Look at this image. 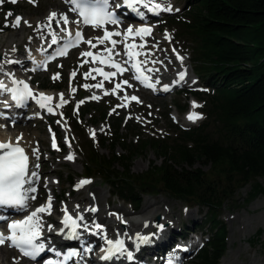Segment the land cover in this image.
<instances>
[{"label":"trees","instance_id":"1","mask_svg":"<svg viewBox=\"0 0 264 264\" xmlns=\"http://www.w3.org/2000/svg\"><path fill=\"white\" fill-rule=\"evenodd\" d=\"M186 5L189 10L170 23L192 47L194 72L214 90L197 94L204 121L189 131L168 121L173 135L120 147L126 155L115 156L122 124L117 120L112 138L100 141L109 156L88 148L82 168L84 175L102 180L112 198L134 209L147 194L192 204L201 224L186 223L181 232L188 226L207 229L192 264H219L227 240L220 211L246 186L249 198L264 195V0H187ZM92 109L86 105L81 117ZM105 118L104 112L100 119ZM149 149L159 164L149 162L145 172L134 174V161Z\"/></svg>","mask_w":264,"mask_h":264},{"label":"rangeland","instance_id":"2","mask_svg":"<svg viewBox=\"0 0 264 264\" xmlns=\"http://www.w3.org/2000/svg\"><path fill=\"white\" fill-rule=\"evenodd\" d=\"M9 1L2 0V2H0V35L10 37L17 33L22 39L20 41L12 42L9 45L6 41L0 44V67H3V64L9 63L8 59L4 57L3 52L11 51V55L16 56L17 54L19 55L17 57H22L20 60H23L24 58L22 55L24 53L28 54L27 52L29 50H33L37 47L39 42L37 40L38 33L45 28V26L49 25L47 19L48 16L46 17V15L48 9L51 8V5L58 4V9L60 11L66 12L68 10V8H65L58 0H35L34 3H30L29 0H18L17 3ZM186 1L187 0H163V3L168 5L175 4L174 7H172V13L174 14L177 12L176 9H178L179 13L181 10L184 12L189 10ZM8 3H11L9 4V10L3 9L1 11V7ZM8 13H11L12 15L7 16L6 21L5 17ZM17 16L27 18L39 17L42 21L41 23L32 25V27L26 26L22 31H20V27H5L6 22L11 25ZM57 17H59V14H57ZM57 19L59 20V18ZM167 19V16L161 15L158 20L153 22L156 26V32L147 42V48L150 49L154 55L153 45L157 46L158 53L157 55H154L155 59L164 60L166 58L168 60L167 69L170 71H168V77L162 79V82L169 81V78H174L175 71L180 68L178 63L174 61L173 54H179L184 57L185 69L190 74L188 82L184 83L182 88L175 89L173 93H170L167 96L149 95L124 77L108 82H102L98 78L94 80L85 79V74L88 73L90 67L84 65V62L80 59L81 52H74L66 60L56 62L50 68L48 73H35L28 75L32 82L33 91L44 95L55 94V96L62 93L65 96L64 99L67 101V103L57 111V114L54 117L48 116L44 121H38L35 119L31 123H19L15 128H8V130H3L4 126L0 124V131L8 134H12L14 131L26 132L28 137H30V141L33 140V132L38 133L36 141L32 144L34 146L38 145V147L43 150L42 156L45 164L42 162L41 166L43 165L42 171H46V173H42V175H48L43 178L51 179L55 185L54 187H56L54 189L57 198L55 202V211L45 220L48 227L52 225L54 219L58 218V215L60 214L59 209L63 205H66L69 209L73 210L77 208L81 209L83 207L81 199L84 196H87L88 193H94V190H99L106 197L103 199L100 206L97 207L98 209L102 208L104 210H111L115 207H120L131 214H135L129 205L124 204L117 198H111L109 188L102 180L94 177L89 179L83 173L82 164L84 162L85 150L87 148L97 151L99 155L109 156V153L100 148L99 144L105 137L110 139V134L114 128L115 121L120 119L124 121L118 136L119 147L115 150V156H122L126 154L120 147L124 146L131 148L138 145L141 141H147L151 138L161 139L173 135L171 131V128L173 127L168 124V115L170 118L169 121L172 125L178 127L180 130L193 128L204 120V110H202L201 107L192 109L190 106L191 101H194L198 105L201 104L194 96H188V93L194 92L196 88H192V91H189L190 89H188L187 86L196 79H200V83L205 85V80L193 70V64L191 61L192 56H190L192 54V47L185 38H180L178 41L174 39V29L168 26ZM170 24L176 27L174 24ZM166 34L170 39L161 40V37ZM85 35H88L86 39H89L90 37L92 38L100 35V33L87 30ZM46 42L47 40L44 41V43ZM84 48H87V46L84 45ZM158 64H162V61H158ZM28 69L30 68L26 67V70ZM71 73H75L74 81L68 80V75ZM54 77L57 78L54 79ZM124 81H127L128 92L124 89L113 92L112 88L114 85ZM99 82H102V85L106 90L101 91L99 93L101 96H98L94 101L92 96L95 90V84ZM44 87H48L49 89H44ZM55 89H58V91ZM105 93H108V95H105ZM124 94L137 95V101L126 105L123 104L122 97ZM55 98L51 102L52 107L58 99L57 97ZM85 104L91 105L93 110L86 116L81 117L80 109L83 108ZM191 111L198 115H202L203 119L184 124L186 123L187 114ZM104 112L108 115L107 121H105L107 117L105 119H100V115ZM66 116L70 117L69 122L67 121ZM72 118L76 119L75 126L77 129H72L70 126ZM61 127H63L64 132L60 131ZM48 128L57 133L63 145V152L59 155L48 154ZM93 132H96L95 138H93ZM90 139L91 141H89ZM72 147L75 148L76 153L73 154L74 159L69 160L67 159L69 156L68 152ZM152 161L159 164L154 153L149 149L142 154L141 158L134 161L132 172L134 174L145 172L148 169L149 162ZM36 164L38 163L36 162L35 165ZM196 168H201L203 172L208 171L207 167H202L200 165H197ZM53 169L58 172L59 177L55 172H52ZM210 177L214 178V175H211ZM71 179L73 185L70 184ZM81 179H88L91 181L88 189L92 192H87V190L84 189L80 193H77V184ZM59 181L60 188L57 186ZM260 184L264 187V180H260ZM45 191L40 189V195L42 197L37 205H43V200L46 195ZM249 191L250 186H246L236 192L231 201H228L220 211V221L223 222L227 228V240L226 252L221 258L219 264H251V260L254 258H256L260 264H264V195L258 194L253 198H249ZM157 202L161 206V209L171 208L175 213V217L170 220L168 219L173 223V226L166 232L167 240L169 238L168 235L170 236L171 232L181 231L186 223L195 222L201 224V214L192 204L179 202L162 194L142 195L140 205L137 209L138 211L142 210L145 204H156ZM257 205H261V207L254 209L253 206L256 207ZM114 214L117 215V213ZM158 217L159 216H156L154 218L152 228L146 229L151 232L150 234L157 232V225L160 223V220L157 221ZM239 217L240 220L242 219L241 221H243V219H249L252 223L248 228L241 230L240 228H243L244 225L242 222L239 223V220L237 219ZM86 219L91 226L95 219L98 221L97 224H102L99 218L91 215L86 216ZM188 227L192 228V226ZM198 231L202 232L195 236L196 240H200L199 247L193 253L184 258L185 264H192L195 256L198 254L206 240L205 235L207 229L202 228ZM258 232L260 233L258 234ZM117 233H119V227L113 224L112 228L109 229L108 234L114 236ZM173 242L176 243L174 239L170 238L169 246H172ZM157 247L158 244L155 245L153 250ZM12 259H15V256L8 251V263H11ZM19 264L27 263L19 262Z\"/></svg>","mask_w":264,"mask_h":264},{"label":"snow or ice","instance_id":"3","mask_svg":"<svg viewBox=\"0 0 264 264\" xmlns=\"http://www.w3.org/2000/svg\"><path fill=\"white\" fill-rule=\"evenodd\" d=\"M2 2V0H0ZM12 3H17L18 0H11ZM30 3H34L35 0H29ZM71 3L76 5V10L78 11V15L82 17L83 23L85 25H89L95 28H100L101 26L107 25V24H118L119 18L114 14V12L110 11L111 6V0H96V3L89 6L86 3V0H71ZM140 6L144 9H147L148 12L159 15L162 12H172L173 9L171 6H161L159 2H156V0H121L120 3H116L115 7H127L131 9L134 13H136L138 16L141 17V19L144 18L143 12L140 11ZM178 11V9H176ZM11 13H8L5 17V20L7 21V16H11ZM22 17H15L14 22L9 25L7 22L5 23V27L11 26L13 28L19 27L21 25ZM49 26L53 23V21H56L57 26L60 25V22L62 21L65 25L64 28L61 29V31L67 32L68 36L71 37L73 33L67 29V25L69 23V18L67 16H61L59 17V20H57V14L56 13H50L48 17ZM24 24H26L29 27H32V25L27 21H23ZM73 23H77L73 21ZM152 29L150 27H140L138 29H133L132 27H129L127 29V34L124 36V40L127 41L129 38L135 39L136 37H139L140 39H143L145 36L151 35ZM75 35V41H73L71 38L68 40V42L64 45V48L58 52V55L63 56L68 51V48L71 46H74L75 44H78L80 42H86L91 47L95 48L97 47L96 44H93L91 40L84 41L82 34L79 31H76L74 33ZM122 33L118 31H105L104 35L100 38H98L99 44H104L106 41L112 45L111 48H106L105 51L108 53L107 60H100V63L106 64L107 66L114 68L117 70V72L123 74L127 69L123 68L119 63L114 62V56H118L121 53L115 51V46L120 43V41H117L115 39H112L114 36H121ZM166 39H170V37L165 36ZM58 42L57 37L55 35H52L51 43L55 45ZM145 47L144 44L136 45V44H128L125 43L124 45V54L128 57V60L131 61L134 58L140 56V55H146V53H141L138 49ZM135 49V51H134ZM175 51V50H173ZM83 56L85 57H91L92 62L95 63L97 61V56L94 55L92 51H85L83 53ZM177 59L181 61V65L183 66V60L184 57L177 54ZM13 61H9V63H12ZM88 61L86 60L85 63ZM146 61L140 62V64H145ZM140 64L133 63L132 68L136 69V72L138 73L135 75V79L140 81L145 87L150 89H155V85L153 83H149V77L144 75L142 72H140ZM96 71H100V74L104 77L105 80H109L111 77H114L116 75V72H103L99 69ZM147 71H151V69H147ZM75 75V73H73ZM86 78L91 75V73L85 74ZM186 77V70L179 73V81L184 82ZM57 77H54V79ZM95 79V77H92ZM13 83H19L22 84L23 87L21 88H13L11 89L12 99L16 101L17 103L22 102L26 100L27 98L36 99V97L33 95L32 90L29 88V86L24 83L23 81ZM125 84H127V81H124ZM158 83V81H157ZM102 82L97 83L95 87L100 88L102 87ZM87 87V86H86ZM121 87L120 84H116V88L119 89ZM0 90H5L3 85H0ZM170 89L167 85L164 86L163 91L168 92ZM107 94V93H105ZM95 99V97H93ZM127 99V97H126ZM132 100H137V97L132 96ZM53 100V97L46 96L44 94L39 95V99H37V103L40 105L41 108H47V110L52 113L53 108L50 106L51 102ZM67 101L64 99L63 95L60 96V103L56 105V107H62ZM196 107H202V105H198L195 102H193V108ZM190 121L195 122L198 119H203L202 115H197L195 113L190 114L187 117ZM93 138H95V134H93ZM22 140V137H17L16 143L13 144L11 141L9 142H0V207H9V208H15L18 210H26L28 207V200H34L36 197L29 196V193H35L37 189L32 186L34 184V180L32 178L37 177V173L35 171L29 172V156L26 154L25 149L20 146V141ZM53 148L58 149V146L55 143V137H53ZM38 152V149L33 150V155L35 156ZM38 158V157H37ZM67 159L72 160L74 159L73 156L69 155ZM35 167H39L38 164L35 165ZM91 183L89 180H82L80 182V185L83 186L85 184ZM25 185H28L26 188ZM92 211H95V209H91ZM41 213H47L51 214V198L49 197V201L47 206H41L37 208L35 211L31 212L30 215L26 216L23 220H16L11 221L7 224L8 227V234L5 235L4 233L0 232V246H3L4 244L8 243L11 247L18 250L23 256L36 261L39 257H41L42 253L47 251L54 252L57 256L61 255V253L55 249L47 248L46 249V243L41 241V235L43 232V227L41 223ZM7 217L4 215H0V221L6 220ZM79 220H83V216L78 217ZM65 228L71 229V234L69 238H78V232L77 229L80 227V225L77 223V219H73L72 216L67 214V210L65 209V218L62 221ZM147 226V224L145 225ZM163 225H157V228L160 231H163ZM49 231L52 230V226H49ZM84 231H89L87 225L84 226ZM93 236L101 235L102 239L104 240V243L107 245V247H101L99 249L100 253H103V255L100 257V259L104 261H112L114 258H120L121 255H126V258L131 261L133 259V255L130 251H128L125 248L124 241L121 239H116L115 241L108 239L106 236V233L104 232L103 226L99 224H95V231H92L90 233ZM67 235V234H65ZM155 235V234H153ZM136 240L139 242L136 247L139 248L140 244H147L150 242L151 237L148 235H140L137 234ZM187 250V249H185ZM94 248L93 246L88 243L87 241H81V250L79 252L77 251H71L64 255L63 261L64 264L72 258V257H79L80 260H84L86 257H90L91 254H93ZM44 264H54L53 260L48 259L44 261ZM168 264H174L173 260L170 259L168 261Z\"/></svg>","mask_w":264,"mask_h":264},{"label":"bare ground","instance_id":"4","mask_svg":"<svg viewBox=\"0 0 264 264\" xmlns=\"http://www.w3.org/2000/svg\"><path fill=\"white\" fill-rule=\"evenodd\" d=\"M156 2L159 3H163V0H156ZM51 8L48 9L47 11V15L49 17L50 13H56L59 14V17L63 16V15H68L69 16V21H70V25L71 27H76L75 23H73V18L69 15V13L66 11H60L58 9V4H54L50 6ZM20 17V16H19ZM45 17V18H46ZM57 17V18H59ZM22 21H21V25L20 27V31H22L23 28H25L27 25L23 23L24 20H27L31 25L34 24H38L41 23L42 19L39 17H35V18H27V17H22ZM48 19V18H47ZM46 19V20H47ZM62 28H64V26H61ZM54 30V31H53ZM52 35H55L58 38H60L62 36V32L60 31L59 27L57 26H47L46 28H43L39 33H38V38L37 40L39 41L37 44V47L34 48L33 50H31V54L30 56H23V60L17 57L19 55L16 54V56L11 55V51H7V52H3L4 57H6L8 59V61H13L12 63H6L3 64V67H0L2 69H0V72L2 71V73H0V79H3V81L0 80V85H3L4 87H6V83L5 78L9 79V84H16L13 83L14 81L19 82L22 78H25L28 75V71L26 70V67H29L30 69L34 68L36 63L34 62V58L33 55L37 56L40 52H42L49 43H51V39H52ZM166 35H163L161 37V40H166L165 38ZM88 37V35L84 38V41H87L89 39H86ZM101 35L95 36L94 40L91 39L93 44H96L97 47L93 48L91 47L89 44H87L86 42H84V44L87 46L85 51H96V50H105L107 48L106 44H99L98 38H100ZM22 38L20 35H18L17 33H15L14 35H11L10 37H6L4 35H0V44L3 42H7V44H11L12 42L15 41H20ZM47 40L46 43H44V41ZM138 45L140 44H144L146 45V41L144 40H138L137 41ZM7 45V46H8ZM154 55H157L158 51H157V46H154ZM141 53H146V55H141V58L146 61L148 68L152 69V72L154 74V81L155 83H157V81H160V78L165 79L166 77H168V70L167 69V59L165 58L164 60L161 59H155L153 52L150 51V49L143 47L138 49ZM18 58V59H17ZM81 59H83L82 54H81ZM173 59L176 63H178L180 69H182V71H185L184 69V65H185V60H183V66L181 65V61L177 59V54H173ZM156 60V61H154ZM158 61H162L163 65L162 66H158L157 62ZM155 62V65L153 64ZM92 68H94V66H92ZM88 73H91L90 76H88L86 78L85 75V79L87 80H94L92 77L96 78L95 73H93V71L90 69V71H88ZM87 74V73H86ZM176 79V77L174 78ZM100 83V82H99ZM166 83V82H164ZM117 84H120L121 87L119 89L116 88V84L114 85V87L112 88L113 92H117L121 89H124L128 92V85L125 84L124 82H119ZM163 83L159 84L162 85ZM96 85V84H95ZM183 85V84H182ZM183 87V86H182ZM103 90H106V88L104 86L97 88L95 87V90L93 92V96L95 97V99H93L94 101L96 100V98H98L99 93ZM33 95L36 97V100L39 99V93H36L35 91H33ZM63 95L62 93H59L58 95L55 96V94L50 95L47 94L46 96H51L53 97V99L55 97H57V101H55V103H60V96ZM105 95H108L105 94ZM132 96H135L138 98L137 95L134 94H124L122 97V103L123 104H128L131 102H134V100L131 99ZM63 97H65L63 95ZM127 97V99H126ZM56 99V98H55ZM137 101V100H135ZM193 102H190V106L193 109ZM123 105V106H125ZM40 106V105H39ZM37 112L34 113V115H36ZM194 113L189 112L186 116V123L184 124H189L188 121V116L190 114ZM61 132H64L63 127L60 128ZM93 131V130H92ZM91 131V132H92ZM96 132H93L92 134H95ZM38 136L37 132H33L32 134V138L33 140L30 141L28 137V135L26 134V132H20V131H14L12 134H8V133H4L3 131H0V142H9L11 141L13 144L16 143L17 137H22V140L20 141V146L23 147L25 149L26 154L29 156V163L30 165H32V167L35 169V163L37 161H34L35 157H38L41 155L40 154H36L35 156L32 153V149L33 148H37L36 146H34L32 143H34V141H36ZM33 145V146H32ZM40 152L42 151V149L39 150ZM76 153V150L74 147H72L69 152L68 155L73 156V154ZM65 162V161H64ZM43 164H45V161L43 162ZM35 172L37 171V169L34 170ZM52 172L56 173L57 176L59 177V174L57 171H55V169L52 170ZM41 173H46V171H41ZM45 177L48 175H44ZM83 179L79 180L78 184H77V193H80L82 190L86 189L87 192H92L90 189H88V186L82 188L80 187V182ZM43 183L45 185L40 186L42 187V190H45V188L49 189L48 191V198H52L53 200L56 199V194L54 192V189L56 187H54L55 185L53 184V181L51 179H44ZM35 187V185H32ZM58 188H60V181L57 184ZM34 195L33 193L30 194V196ZM106 198L99 190H94V193L90 194L88 193L87 196H84L81 199V203L83 204V207L80 210V213L83 215V218L85 219V222L87 223L86 220V216L91 215L93 217L99 218L100 221L102 222L101 226H105L106 227V233L109 232V229L112 228V225H116L119 227V233L118 235L120 236H125L127 237L129 240H131L134 235L136 234H140V235H151L155 241L158 242V244L164 243L167 241L166 239V232L173 226V223L171 221H169L170 219H172L173 217H175V213L173 212V210L171 208H164L161 209V206L159 205V203L157 202L156 204H145L144 207L142 208V210H139L138 213L136 214H131L128 211H125L124 209L120 208V207H115L114 209H98L97 207L100 206L101 202L103 201V199ZM106 202V200H105ZM45 206V205H43ZM261 205H257L256 207L253 206V208H260ZM91 209H95V211H92ZM110 210V211H109ZM34 210H30L28 212H26L25 214H23L20 218L15 219L16 220H23L26 216L30 215L31 212H33ZM54 212V211H53ZM114 213H117V215H115ZM51 215V214H50ZM49 214H40L41 217V223H42V227H43V232L42 235L43 238L41 239L43 242L48 243L49 241H47V237L48 234H53L54 231L51 230L49 231V227L48 225L45 223V220L48 216H50ZM156 216H159L160 219V223L159 225H163V231L158 230L155 233L150 234V231H147L146 229H151L152 228V224L154 222V218ZM60 218V217H59ZM59 218H56L52 221V226H55L59 220ZM169 219V220H168ZM239 220V223L242 222V224L245 226H243V228H240L241 230L248 228L250 226V224L252 223L251 220L249 219H243V221L240 220V217L237 218ZM251 219V218H250ZM97 220V219H95ZM11 222V221H10ZM9 223V222H8ZM147 224V226H145ZM242 226V225H241ZM89 232L87 233V235L83 238L84 241H87L88 243H90L91 245L98 242L100 239H102L101 235H96L93 236L90 233L92 231H95L94 228V221L92 222V226H90L89 228ZM155 234V235H153ZM154 241V242H155ZM56 242H50L49 245H54ZM196 243L195 240L191 241L189 243V246H194ZM196 248H191L187 254H191L195 251ZM93 254H91L92 256ZM89 258V257H88ZM77 259H79V257H77ZM8 250L6 248H0V264H19V260L17 258L12 259L11 263H8ZM28 264H32L30 262H28ZM230 264V263H229ZM251 264H260L259 261L254 258L251 260Z\"/></svg>","mask_w":264,"mask_h":264}]
</instances>
